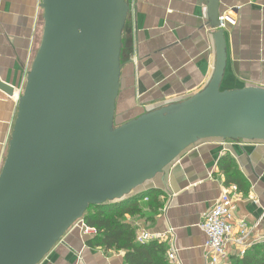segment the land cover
<instances>
[{"label": "water", "instance_id": "95a60500", "mask_svg": "<svg viewBox=\"0 0 264 264\" xmlns=\"http://www.w3.org/2000/svg\"><path fill=\"white\" fill-rule=\"evenodd\" d=\"M41 6L42 40L0 173V264H39L90 207L134 197L201 141L264 142V88L221 89L227 44L218 17L207 85L118 124L127 0Z\"/></svg>", "mask_w": 264, "mask_h": 264}, {"label": "crops", "instance_id": "0c3cea01", "mask_svg": "<svg viewBox=\"0 0 264 264\" xmlns=\"http://www.w3.org/2000/svg\"><path fill=\"white\" fill-rule=\"evenodd\" d=\"M127 2L118 124L183 101L207 85L217 60L218 28L213 22L224 14L234 22L227 20L223 28L227 65L221 89L264 88V0H219L215 19L212 0ZM41 4L42 0H0V173L19 98L42 40ZM233 187L237 190L234 237L238 221L244 220L250 229L247 251L264 243V142L211 139L195 144L137 190L141 214L127 219L137 229L154 233L172 229L181 263L207 264V237L199 224ZM151 201L161 206L152 209ZM90 238L80 224H74L39 264H126L124 251L90 247Z\"/></svg>", "mask_w": 264, "mask_h": 264}, {"label": "trees", "instance_id": "16d2710c", "mask_svg": "<svg viewBox=\"0 0 264 264\" xmlns=\"http://www.w3.org/2000/svg\"><path fill=\"white\" fill-rule=\"evenodd\" d=\"M138 198L139 195L120 203L90 207L83 220L87 226L95 228L97 234L87 241V245L103 248L106 252L124 251L126 264H169L165 243L136 241L137 228L127 215L141 214ZM160 206L155 201L150 203L152 209ZM230 264H264V243L252 247L242 256L232 255Z\"/></svg>", "mask_w": 264, "mask_h": 264}, {"label": "built area", "instance_id": "2783aa9c", "mask_svg": "<svg viewBox=\"0 0 264 264\" xmlns=\"http://www.w3.org/2000/svg\"><path fill=\"white\" fill-rule=\"evenodd\" d=\"M219 20L222 28L225 27L227 20L234 22V19L226 14L221 15ZM236 191V187H233L231 191L224 192L216 205L204 214L203 220L199 224L207 237L205 241L207 264H230L232 253L244 255L246 252L245 239L250 234V229L244 220L238 221V237H234L237 210ZM75 224L81 225L83 234L87 237L97 234V230L87 226L83 219L78 220ZM154 240L167 245L166 257L169 264H182L176 236L172 229L163 233H154L147 228L137 229L136 241L138 243H148ZM229 245H234V248L230 249Z\"/></svg>", "mask_w": 264, "mask_h": 264}]
</instances>
